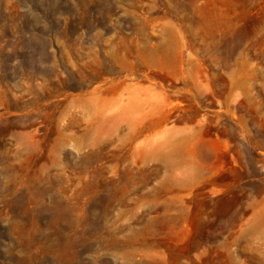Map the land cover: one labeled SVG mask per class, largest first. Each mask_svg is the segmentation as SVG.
<instances>
[{"label":"rangeland","instance_id":"1","mask_svg":"<svg viewBox=\"0 0 264 264\" xmlns=\"http://www.w3.org/2000/svg\"><path fill=\"white\" fill-rule=\"evenodd\" d=\"M0 264H264V0H0Z\"/></svg>","mask_w":264,"mask_h":264}]
</instances>
